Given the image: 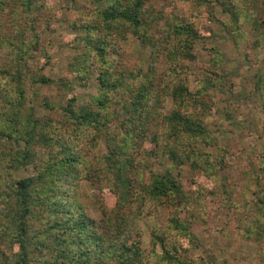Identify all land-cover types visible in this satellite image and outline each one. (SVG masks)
Listing matches in <instances>:
<instances>
[{
	"label": "trees",
	"instance_id": "obj_1",
	"mask_svg": "<svg viewBox=\"0 0 264 264\" xmlns=\"http://www.w3.org/2000/svg\"><path fill=\"white\" fill-rule=\"evenodd\" d=\"M50 1L0 0V264H190L183 244L195 246L191 224L204 220L213 191L190 198L181 168L214 182L227 170L220 142L236 128L257 139L264 132L261 116L238 114L241 95L224 85L227 65L218 47L207 49L209 67L189 92V64L205 39L199 16L216 22L235 47L245 43L251 62L263 52L264 10L254 0H163L175 9L169 13L152 0H88L96 6L70 25L79 34L69 43L76 53L67 80L43 73V38L58 23ZM128 36L150 49L145 72L126 66ZM253 81L258 89L264 72L253 73ZM75 83L95 84L87 100L74 93ZM50 86L60 93L58 103L45 97L35 104L37 89ZM219 101L226 104L222 114ZM259 153L242 158L249 164L243 174L262 182L255 199H228L240 222L254 210L248 236L264 227V166L251 162ZM29 167L32 174L19 177ZM84 182L110 196L107 204L98 200V221L75 200ZM163 208L165 226L153 225L146 252L138 224Z\"/></svg>",
	"mask_w": 264,
	"mask_h": 264
},
{
	"label": "rangeland",
	"instance_id": "obj_2",
	"mask_svg": "<svg viewBox=\"0 0 264 264\" xmlns=\"http://www.w3.org/2000/svg\"><path fill=\"white\" fill-rule=\"evenodd\" d=\"M254 1L256 9L264 10V0ZM152 3L157 9L166 13L175 10L171 3L168 4V7L165 6L167 4L164 5L163 0H152ZM94 6L96 5H92L88 0H77L76 6L67 0L50 1L51 15L54 19H58V23L54 26L55 33H46L42 43L46 47L49 58L47 66L43 67V73L51 79L63 77L71 80L74 78V74L69 73L68 66L73 61L76 52L69 48V43L79 32L71 29L70 25L73 21L83 20V14L91 11ZM177 12L181 16L185 14L182 9ZM215 16L217 19H224L219 8H217ZM199 20L198 30L205 39L196 44V60L189 64V92L195 93L196 79L204 75L206 68L209 67L210 57L207 49L218 47L227 65L228 77L223 84L225 86L232 84L233 95L238 93L241 95L239 100L242 105L238 108L240 110L238 114L251 112L253 116H256L255 119H259L260 116L264 119V83L257 89L254 84L255 80L253 81V73L262 75L264 72V48L257 60L247 61L244 55L249 54L250 51L245 43L241 42L239 47H235L232 41L226 38L225 33L220 31L218 24L211 22L205 13L199 16ZM0 37L3 35L0 34ZM122 50L126 53L125 60L128 69H141L144 72L147 70L149 48H144L136 39L128 36L127 41L122 45ZM73 87L74 93L87 100L89 93L94 91L92 89L95 84L93 83L89 89L82 88L78 83H75ZM37 91V103L35 104H39L38 102L45 97L51 103H58L60 93L55 86L40 88ZM170 108L171 100L165 98L162 112L168 114ZM215 108L217 113L222 114L226 110V104L219 101ZM57 112L59 111L55 107L50 113L56 115ZM262 146H264V132L257 139L255 136L246 137L236 128L220 142V147L227 150L225 159L227 170L219 173L214 182L198 175L188 165L181 168V177L184 179L186 187L189 188L188 191L192 193H190V198L193 199L196 195L193 194L198 190L206 195L209 191H213V194L206 197L209 204L206 217L204 220H197L191 224L190 229L194 235L195 246L186 242L183 244L188 250L190 264H264V227L259 225L257 230L253 229L252 234L248 236L245 229L249 225L251 226L248 221L254 210L250 209L249 214L243 217L244 220L240 222L238 212L228 202L230 197L236 201L241 200L242 196L255 199V192L258 191L262 182H259L258 185L243 174V171L249 168V164L242 158L245 153L252 155L253 151L257 149L261 155L264 151ZM99 148L97 153L103 154L105 152L104 145L100 144ZM142 150H145V146ZM255 157H251L254 168L263 167L264 156H259L256 159ZM138 161H141V158H138ZM147 165L153 171L158 170L156 164L147 163ZM31 174L32 168L29 167L19 173V177ZM148 176L149 174L146 172L145 180H148ZM223 177H225V183L222 182ZM73 194L78 205L96 221L100 218L98 200L105 204L110 200L107 190L101 193L97 187L88 182L82 183ZM167 214L164 208L159 209L156 219H144L139 222L138 228L142 231V246L146 252H151L152 249L149 234L153 225L165 226ZM261 219L264 220V212Z\"/></svg>",
	"mask_w": 264,
	"mask_h": 264
}]
</instances>
